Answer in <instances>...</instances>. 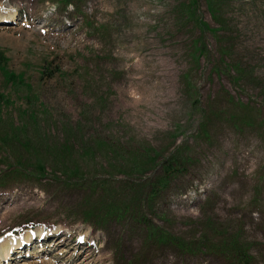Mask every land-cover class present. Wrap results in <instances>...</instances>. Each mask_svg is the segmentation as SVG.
Instances as JSON below:
<instances>
[{
  "label": "rangeland",
  "instance_id": "374dc122",
  "mask_svg": "<svg viewBox=\"0 0 264 264\" xmlns=\"http://www.w3.org/2000/svg\"><path fill=\"white\" fill-rule=\"evenodd\" d=\"M61 2L0 0V264H264V0Z\"/></svg>",
  "mask_w": 264,
  "mask_h": 264
},
{
  "label": "trees",
  "instance_id": "16d2710c",
  "mask_svg": "<svg viewBox=\"0 0 264 264\" xmlns=\"http://www.w3.org/2000/svg\"><path fill=\"white\" fill-rule=\"evenodd\" d=\"M72 0H62V2H61V4H63V5H67L68 3H70ZM194 7V6H193ZM203 52L201 51V49H200V54H202ZM1 56H2V54L0 53V58H1ZM12 77H14V76H12L11 74H7V76H6V78L10 81L11 79H12ZM16 80V79H15ZM14 80V81H15ZM5 101H4V99H3V97H0V103H4ZM36 163H37V165H36V168H35V170H36V172H37V174H40V175H42L41 174V172L43 171L42 169H44L43 168V165L41 164V162L36 158ZM39 161V162H38ZM167 163V159L166 160H163L162 161V165L164 166V164H166ZM169 167V165L166 167V169H165V172H169L170 171V169L168 168ZM85 219H87L88 220V222L89 223H92L91 221H93V222H95L97 225H103V224H105V221H106V219H107V217L105 216V215H103V210H94V211H89L87 214H86V218ZM154 235V237L160 242V243H164V245H167V244H173V242H168V243H165V242H167L166 241V239L165 238H163V237H160L158 234H153ZM179 243H175V245H178ZM174 245V244H173ZM183 250L184 251H186V248L184 247V245H183ZM245 253H246V251H245ZM240 260V259H239ZM242 263L243 264H246V262H244V261H242ZM237 264H239V261H238V263Z\"/></svg>",
  "mask_w": 264,
  "mask_h": 264
},
{
  "label": "bare ground",
  "instance_id": "6f19581e",
  "mask_svg": "<svg viewBox=\"0 0 264 264\" xmlns=\"http://www.w3.org/2000/svg\"><path fill=\"white\" fill-rule=\"evenodd\" d=\"M12 20L11 19H9L7 16L6 17H0V24H2V23H4V22H11ZM29 240V238H27L26 239V244L25 245H27L28 244V242H30V241H28ZM18 244H21V242L20 243H18ZM16 245L17 247H20V245ZM96 260H97V258H95V262H96ZM101 262V261H100Z\"/></svg>",
  "mask_w": 264,
  "mask_h": 264
}]
</instances>
